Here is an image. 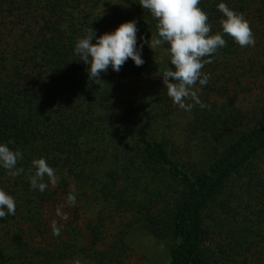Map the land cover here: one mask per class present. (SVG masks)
<instances>
[{"label":"trees","instance_id":"16d2710c","mask_svg":"<svg viewBox=\"0 0 264 264\" xmlns=\"http://www.w3.org/2000/svg\"><path fill=\"white\" fill-rule=\"evenodd\" d=\"M139 3L0 0V144L24 170L0 166L16 201L0 219V264H128L136 232L168 245L164 264H264V0H200L227 46L206 57L190 111L167 95L175 67L167 45L150 58L158 21ZM219 3L249 21L254 46L222 33ZM133 20L144 64L96 82L78 40ZM40 158L58 177L43 192L30 184Z\"/></svg>","mask_w":264,"mask_h":264},{"label":"clouds","instance_id":"9594fccd","mask_svg":"<svg viewBox=\"0 0 264 264\" xmlns=\"http://www.w3.org/2000/svg\"><path fill=\"white\" fill-rule=\"evenodd\" d=\"M139 4L143 9L149 10L158 21L156 27L159 38L152 39L150 49L167 45L170 63L175 67V71L167 67L162 76L167 95L181 109L190 111L194 105L186 101L200 104L196 86L203 87L210 79L209 74L202 73L205 64L211 63L206 57L226 47V40L221 33L212 34L209 17L199 7L200 0H140ZM217 7L224 17L220 21L222 33L233 38L240 47L254 46V34L244 15L231 10L225 3H219ZM138 31L137 23L133 20L120 24L111 33L99 36L96 43H92L96 37L92 28L85 38L78 40L75 53L88 66L89 77L96 82H103L99 79L101 73H106L109 67L119 72L129 59L136 66H142V46L137 48ZM204 106L201 104V107ZM20 159V151L10 150L6 144H0V166L8 170L12 177L24 171L23 168H17ZM32 165L36 169L35 174L30 177L33 189L38 188L41 192L46 190L48 185L42 182L45 176L53 186L57 184L55 169L45 159H35ZM67 200L74 205L75 195L69 194ZM15 213L16 201L4 190H0V219H5L8 215L14 216ZM57 215H63L59 209ZM63 218L66 219V216ZM52 229L53 235L60 234L56 221L52 222Z\"/></svg>","mask_w":264,"mask_h":264},{"label":"rangeland","instance_id":"374dc122","mask_svg":"<svg viewBox=\"0 0 264 264\" xmlns=\"http://www.w3.org/2000/svg\"><path fill=\"white\" fill-rule=\"evenodd\" d=\"M164 52L160 47L151 49L150 58L163 60ZM134 242L129 251L128 264H164L167 256L168 245L164 242L146 236L142 233H134Z\"/></svg>","mask_w":264,"mask_h":264}]
</instances>
